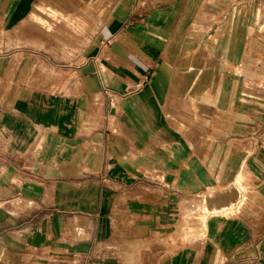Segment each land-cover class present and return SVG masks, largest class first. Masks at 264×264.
I'll return each mask as SVG.
<instances>
[{
  "label": "crops",
  "instance_id": "1",
  "mask_svg": "<svg viewBox=\"0 0 264 264\" xmlns=\"http://www.w3.org/2000/svg\"><path fill=\"white\" fill-rule=\"evenodd\" d=\"M0 264H264V0H0Z\"/></svg>",
  "mask_w": 264,
  "mask_h": 264
},
{
  "label": "rangeland",
  "instance_id": "2",
  "mask_svg": "<svg viewBox=\"0 0 264 264\" xmlns=\"http://www.w3.org/2000/svg\"><path fill=\"white\" fill-rule=\"evenodd\" d=\"M44 17H46V16H44ZM49 19L50 20L53 19L54 23H58V21H59L58 24L63 23L62 26L64 27V30H61V31L53 30V31L49 32V34L47 32V34H48L47 39L52 40V38H53L54 40H57L58 42L70 41L72 39V37L77 33V31H74L71 28H74V27H77V26H82V24H81L82 22L79 19H78L79 22H77L75 18H74V21L72 22V20L71 21L70 20H67V21L65 20L64 21V19L56 17L55 15L54 16L49 15ZM47 21L48 20H45L44 22H47ZM67 25H68V27H67L68 29L65 28V26H67ZM48 49H50V48H47V50ZM68 50L69 51L70 50H72V51L74 50L75 51V50H79V48L78 47H74V48L58 47L59 54H65V53L69 52Z\"/></svg>",
  "mask_w": 264,
  "mask_h": 264
},
{
  "label": "built area",
  "instance_id": "3",
  "mask_svg": "<svg viewBox=\"0 0 264 264\" xmlns=\"http://www.w3.org/2000/svg\"><path fill=\"white\" fill-rule=\"evenodd\" d=\"M146 82H147V79H145L143 82L136 84V89H140Z\"/></svg>",
  "mask_w": 264,
  "mask_h": 264
}]
</instances>
